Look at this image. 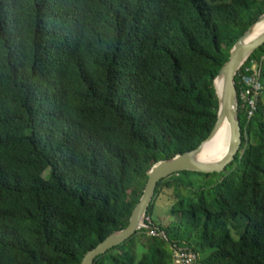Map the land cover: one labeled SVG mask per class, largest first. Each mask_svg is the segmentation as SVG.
I'll list each match as a JSON object with an SVG mask.
<instances>
[{"label":"trees","instance_id":"trees-1","mask_svg":"<svg viewBox=\"0 0 264 264\" xmlns=\"http://www.w3.org/2000/svg\"><path fill=\"white\" fill-rule=\"evenodd\" d=\"M263 15L264 0H0V264H81L127 228L148 171L208 137L213 79ZM238 121L231 165L159 182L152 228L94 264H175L178 248L264 264V86Z\"/></svg>","mask_w":264,"mask_h":264},{"label":"water","instance_id":"water-1","mask_svg":"<svg viewBox=\"0 0 264 264\" xmlns=\"http://www.w3.org/2000/svg\"><path fill=\"white\" fill-rule=\"evenodd\" d=\"M264 45V15L239 39L230 52L229 60L222 66L213 79L217 98L216 122L208 137L193 150L178 154L176 157L155 164L147 173L148 183L144 195L133 212L129 226L110 235L96 248L86 254L81 264H94L95 260L115 247L124 244L143 229L152 228L146 223L148 209L153 202L158 183L181 171L202 173L223 172L231 165L242 145L241 128L238 121V101L235 89V76L248 61L251 54ZM230 128V141L227 154L222 158L206 156L202 158L209 140L218 133L223 125Z\"/></svg>","mask_w":264,"mask_h":264},{"label":"built area","instance_id":"built-area-1","mask_svg":"<svg viewBox=\"0 0 264 264\" xmlns=\"http://www.w3.org/2000/svg\"><path fill=\"white\" fill-rule=\"evenodd\" d=\"M248 61L241 67L242 71L239 70L240 73H238L243 87L237 97V101L241 104V108H243L247 118H250L257 110L259 97L263 89L261 77L264 70V56L262 55L258 59ZM153 235L165 236L156 232ZM196 260L197 257L194 253L187 249L178 248L175 250V264H196Z\"/></svg>","mask_w":264,"mask_h":264},{"label":"bare ground","instance_id":"bare-ground-1","mask_svg":"<svg viewBox=\"0 0 264 264\" xmlns=\"http://www.w3.org/2000/svg\"><path fill=\"white\" fill-rule=\"evenodd\" d=\"M230 141V128L228 124L223 125L222 129L209 140L203 151L202 158L213 156L214 158H222L227 153L228 143Z\"/></svg>","mask_w":264,"mask_h":264},{"label":"rangeland","instance_id":"rangeland-1","mask_svg":"<svg viewBox=\"0 0 264 264\" xmlns=\"http://www.w3.org/2000/svg\"><path fill=\"white\" fill-rule=\"evenodd\" d=\"M263 67H264V64H263ZM261 83H262V86H264V73L262 74V77H261ZM49 174H50V172H49V171H46V172L44 173V175H43L44 178H45V179H48ZM191 179H192V181H196V182H200V181L202 180V179L200 180V179L197 178V177H192ZM168 208H169V207L166 206V203H165V202H163V201L160 202V201H159L158 204H157L156 210H155V215H154L155 219L157 220V219H158V216H160V217H162L164 220H170L172 217L169 216ZM242 222L245 223L244 220H243ZM241 233H242V231H240V232H238V233L233 231V235H234V237H235L236 239L239 238V236H240ZM140 250H144V248L140 247ZM207 255H208V254H207ZM207 255H206V256H207ZM206 256H204V255L200 256V257H199V261H198V263H196V264H202L201 261H202L203 258L206 257Z\"/></svg>","mask_w":264,"mask_h":264}]
</instances>
